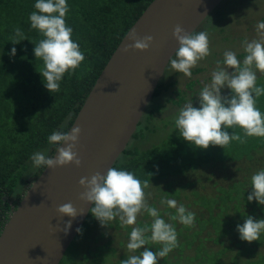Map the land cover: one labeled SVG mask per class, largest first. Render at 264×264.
I'll list each match as a JSON object with an SVG mask.
<instances>
[{
    "label": "trees",
    "instance_id": "obj_1",
    "mask_svg": "<svg viewBox=\"0 0 264 264\" xmlns=\"http://www.w3.org/2000/svg\"><path fill=\"white\" fill-rule=\"evenodd\" d=\"M151 1L67 0L69 11L65 18L66 24L73 29L72 39L80 45L85 60L75 72L64 75L59 92L51 93L38 72L43 67V62L34 54L35 43L43 38L37 30L31 29L29 21L31 12L35 11L36 0H0V232L27 189L44 169L41 167L30 171L31 155L46 149V154L53 156L56 146L49 144L47 137L53 131L61 130L62 125L64 130L70 128L112 53ZM246 2L251 6L248 14L258 16L255 10L257 6L264 10V5H252L251 0ZM255 16L249 21L252 27L248 29L253 30V33L255 31L256 36L241 33L239 40L259 38L255 25L264 20V15L260 18ZM17 27L21 28L27 39L13 44L10 38ZM13 47L16 49L15 56L10 55ZM236 54L242 62L243 51ZM206 63L210 64L208 61ZM194 70L198 74L204 72L206 66L202 64ZM178 73L175 71V74ZM163 77L153 98L160 96L172 83L166 84ZM189 83L194 86L196 84L195 81ZM257 86L264 87V74L258 76ZM181 92L182 89H176V95L179 94L176 97L179 99H169L174 100V103H183L186 96L181 95ZM256 106L264 114V95L257 99ZM162 109L161 103H151L147 107L132 137L134 141L145 137V130L150 129L149 124H144L143 120L151 122ZM172 122L173 131L150 146L140 148L134 141L129 144L113 167L130 171L141 181L156 183L206 166L232 164L235 170H239L241 167L238 163H243L244 166L245 162L252 164L256 154L261 155L264 150V137H246L245 143L233 140L225 149L213 145L206 150L201 149L185 141L179 130L174 128V120ZM227 131L244 137V132L239 127ZM250 168L251 165L243 173ZM262 168L264 163L260 169ZM250 186V177L242 180L234 178L226 185H219L218 194L200 196L199 201L208 214L206 211L204 217L195 214L194 226L188 227L186 232L177 229L178 236L183 239L178 238V247L167 257L159 259L157 264H264V233L259 240L249 243L242 241L237 231V225H242L247 216H252L255 220L264 219V205L255 200H247L252 191ZM92 217L94 216L89 212L87 218H91V222ZM208 224L212 225L214 233L208 230L207 235L203 236L200 231L203 228L205 230ZM196 238L198 244L193 254H186L185 249L192 247ZM206 240H213L222 246L209 249L205 244ZM98 249L100 259L93 257L92 261L111 264L112 261L108 260L110 252L108 257H104L107 248L98 246ZM158 250L160 247L156 251ZM92 255L95 256V252ZM63 258L59 264H62ZM122 259L121 257L117 261Z\"/></svg>",
    "mask_w": 264,
    "mask_h": 264
},
{
    "label": "clouds",
    "instance_id": "obj_2",
    "mask_svg": "<svg viewBox=\"0 0 264 264\" xmlns=\"http://www.w3.org/2000/svg\"><path fill=\"white\" fill-rule=\"evenodd\" d=\"M34 8L35 11L29 16L31 29L37 30L43 37L35 43L34 48L35 57L43 62L38 72L49 92H59L64 75L75 72L85 56L80 45L72 39L73 29L66 24L65 18L69 11L67 0H36ZM255 27L259 38H245L241 42L243 61L237 58L235 52L225 51L223 61H216L217 66L211 73L210 82L196 95L199 107H194L193 101L189 100L179 108L173 118L174 128L179 130L185 141L206 150L210 145L225 149L233 140L245 143L246 137H264V114L256 106L257 99L264 95V87L257 86V73L264 74V20ZM173 36L179 47L167 65L191 78L192 68L211 54L209 33L192 31L189 34L177 25ZM24 39L27 38L21 28H15L10 41L17 44ZM129 39L133 43L125 51H147L153 43L152 36L140 38L134 31L130 33ZM15 54L16 49L13 47L10 55ZM229 69L233 71L229 72ZM225 87L231 90L228 96L221 94ZM234 127L241 128L244 137L235 132L229 134L227 129ZM80 132L81 129L75 127L69 133L63 125L61 130L53 131L47 140L56 146L58 156L53 158L37 151L30 157L33 166L55 169L74 164L80 167L82 161L76 151ZM62 144L66 147H62ZM79 184L85 189L80 199L92 203L91 215L101 226L110 225L117 218L122 227L136 225L141 212H146L152 218L150 225L131 228L126 247L133 254L121 260L120 264H157L159 259L167 257L178 247V234L174 225L166 222L160 211L148 203L147 195L150 194L145 192L150 187L148 180L141 181L130 171L110 167L106 174L97 172L90 178H81ZM250 185L252 191L247 200L264 205V168L251 175ZM160 204L175 209L171 219L178 220L185 227L194 226L195 213L188 211L183 204L178 206L176 200L167 196L160 200ZM57 212L61 216L73 218L77 215V209L70 202L58 206ZM70 228L71 221L67 222L65 232ZM237 231L242 241L251 243L259 240L264 233V219L255 220L247 216L242 225H237ZM77 232L81 233L82 229L78 228ZM149 241L159 243L162 247L155 252L146 247L142 252L138 251Z\"/></svg>",
    "mask_w": 264,
    "mask_h": 264
},
{
    "label": "water",
    "instance_id": "obj_3",
    "mask_svg": "<svg viewBox=\"0 0 264 264\" xmlns=\"http://www.w3.org/2000/svg\"><path fill=\"white\" fill-rule=\"evenodd\" d=\"M221 1L150 2L112 53L68 129H81L76 147L81 166L44 168L33 181L0 232V264H59L93 206L80 199L85 189L79 180L106 174L128 146L179 47L174 28L180 25L190 34ZM133 31L140 38L153 37L147 51H125L133 43ZM69 202L77 209L75 218L57 212ZM69 221L71 228L65 232Z\"/></svg>",
    "mask_w": 264,
    "mask_h": 264
},
{
    "label": "rangeland",
    "instance_id": "obj_4",
    "mask_svg": "<svg viewBox=\"0 0 264 264\" xmlns=\"http://www.w3.org/2000/svg\"><path fill=\"white\" fill-rule=\"evenodd\" d=\"M251 2L252 5H257L258 3L264 5V0H251ZM250 8L251 6L248 2H246V0H223L204 19L195 32L207 31L209 33L211 54L205 59L199 61L197 65L192 68L191 78L184 76L183 73L180 72L175 74V71L167 65L164 73L167 74L165 76L163 75V80L166 84L169 82L172 83L166 91H164L157 98H153L150 102V104L161 103L163 105V109L161 112L155 114V117L151 122L143 120L144 124H149L150 129H146L145 137H142L139 140L134 141V138H131L129 144L134 141L133 143L137 144L140 148L150 146L151 144L157 142L160 137L163 138L166 134L173 131L171 130L173 127L172 121L177 113V110L180 108L179 105H184L189 100H192L193 106L199 107V105H195L199 103L196 95L205 84L210 82L211 73L217 66L216 61H221L220 59H223V53L227 50H231L235 53L243 51L241 44L242 40H239L241 33H249L250 36H256L254 34L255 31L253 33V30L248 29V27H252L249 21L253 16H255V14L247 13ZM255 10H257L258 13V16H255L256 18H260L264 15V10L259 8V6H257ZM207 61L210 64H207ZM202 64H205L206 70L195 74L196 71L194 69ZM231 71L233 70L229 69V72ZM259 75L261 74L257 73V76ZM190 81H195V86L190 84ZM176 89H182L181 95L184 97L186 96V100L181 104L174 103V100L169 99L170 97H174L175 100L179 99L176 97L179 95L178 93L176 95ZM229 91L230 89L225 87L221 90V94L223 96H227ZM46 151V149L41 150V152L45 153ZM258 154L259 153L256 154L255 161L252 164L245 162V166L247 167H245L243 163H238V166L241 167L239 170H235L234 165L232 164H228L227 166L213 165L201 167L196 170H189L185 174H180L179 176L170 179L159 180L156 183L155 181H152L149 183L150 187L145 189L146 194H150L147 195L148 203L150 206L156 207L160 211L162 218H164L166 222L176 226V230L183 229L186 232L189 229L188 227L180 224L178 220L171 219V217L175 215V209H170L166 205H161L160 200L167 196L169 199L176 200L178 202V206L179 204H183L188 211L194 212L196 216L204 217L206 208L203 203L199 201L200 196H214L218 194L219 191L217 187L219 185H226L231 181V179H249L253 172L260 170V167L263 166L264 150L261 155ZM249 165H251L250 170L243 173L247 170V168H249ZM35 168L36 167L33 166L31 161L30 171ZM166 182H172V184L168 185L169 183ZM206 214H208L207 211ZM151 220L152 218L149 217L146 212H141L137 217L136 225L122 227L119 218L111 221L110 225L106 226H101V223L95 217H92V222L91 218H87L80 228L82 229V232L77 233L66 250L62 264H102L98 260H96V263L92 261L93 257L100 259L98 253L100 249H98V246H104L107 248V250L105 249L106 255L104 257H108L110 252L108 260L112 261L111 264H120V261H117L118 259L122 257V260H124L127 258V255L133 254L129 252L126 247L129 242V236L126 235L130 234L132 227L137 225L144 226L145 224L150 225ZM208 230L213 232L212 225L208 224L205 230L203 228L200 233L203 236L207 235ZM147 235H150V233ZM178 238L179 240L183 239L180 236H178ZM222 239L226 240L224 237H222ZM226 242L228 241L226 240ZM197 244L198 241L196 238V242H193L192 247L185 249V253L189 255L193 254L194 248ZM205 244L209 249L213 250L214 248L222 246V244L215 241L213 242V240H206ZM145 247L150 251L155 252L158 247L161 248L162 246H160L159 243L149 241L147 245L141 248V252ZM111 248L115 249L110 250ZM92 252H95V256L92 255ZM191 262L194 263V261Z\"/></svg>",
    "mask_w": 264,
    "mask_h": 264
}]
</instances>
